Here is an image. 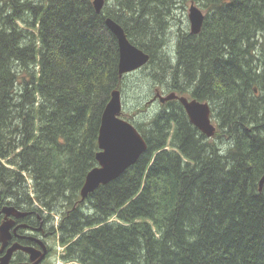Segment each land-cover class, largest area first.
<instances>
[{"label":"trees","instance_id":"trees-1","mask_svg":"<svg viewBox=\"0 0 264 264\" xmlns=\"http://www.w3.org/2000/svg\"><path fill=\"white\" fill-rule=\"evenodd\" d=\"M191 3L205 15L197 35ZM12 6L0 8V208L46 211L64 263L264 264V0H105L101 13L93 0H25L21 16ZM178 15L172 66L162 45ZM107 18L149 56L130 84ZM164 79L210 104L215 135L180 102L158 109L137 127L148 147L138 162L82 201L112 92Z\"/></svg>","mask_w":264,"mask_h":264},{"label":"water","instance_id":"water-1","mask_svg":"<svg viewBox=\"0 0 264 264\" xmlns=\"http://www.w3.org/2000/svg\"><path fill=\"white\" fill-rule=\"evenodd\" d=\"M93 5L96 12L101 13L105 5V0H93ZM188 19L190 33L193 35L199 34L203 27L205 15L200 7L194 3H191L189 6ZM105 24L117 39L119 76L132 73L147 65L149 56L129 41L125 30L119 23L112 18H107ZM175 98H178L182 103L190 123L206 137L212 138L216 133V127L211 123L210 104L208 102H200L196 99L189 100L186 97H178L173 93L167 97H162L161 102ZM121 111V93L119 90H114L102 114L98 136L99 152L96 155L98 166L93 168L86 176L81 190L82 201L100 185L107 184L122 175L127 169L136 164L140 157L147 151V143L137 128L120 118ZM263 186L264 177L260 182L261 190ZM1 213H5L7 215L6 218L9 216L22 217L27 215V213H22L21 210H18L13 205L4 206L0 210ZM15 224V220L10 219L1 225L0 243H3V247L7 246L10 238L9 231ZM17 250L24 251L30 255L32 263L24 264H40L48 255L45 247L43 252H41V250L15 244L4 256L0 257V264H10L9 262L14 252Z\"/></svg>","mask_w":264,"mask_h":264},{"label":"flooded vegetation","instance_id":"flooded-vegetation-1","mask_svg":"<svg viewBox=\"0 0 264 264\" xmlns=\"http://www.w3.org/2000/svg\"><path fill=\"white\" fill-rule=\"evenodd\" d=\"M24 1L25 0H17V7L18 9V15H23V11L25 9L24 7ZM14 0H0V8H3L4 10L8 11L10 7H13ZM14 8V7H13ZM183 11L176 10L175 13L183 15ZM181 15H178V25H172V27L169 29V37L167 44L164 46L162 45V53L166 58L168 59V62L170 64L176 65L178 62V38L183 35V30L185 28V19L181 18ZM188 28L190 31V23L189 19L187 20ZM164 46V47H163ZM146 66L138 69L136 72L141 73L144 71ZM134 72V73H136ZM134 73L126 74L124 76V81H128L130 79V76H132ZM181 88V85L177 81H174L173 79H164L161 81V83L157 84H151L149 85V92L147 90L145 96H139L132 100V103H135L137 101H140L141 105L144 107L142 114L137 115L133 112L132 108H129L128 106H125V102L127 101L126 93L120 91L121 93V101H122V111L120 114V118L132 125H134L136 128L141 126H145L150 119L154 116V114L158 111V109H163V115L169 114L170 107L175 106V102H180L178 98L165 100L164 102H161L162 97H167L169 94H176L178 97H186L189 100L196 99L192 97L188 91L184 92L183 94L177 93L175 87ZM190 90V89H187ZM197 100V99H196ZM181 103V102H180ZM182 104V103H181ZM183 106V105H182ZM184 108V107H183ZM185 110V109H184ZM130 113H129V112ZM186 112V111H185ZM187 115V113H186ZM166 117V116H164ZM188 118V115H187ZM211 123L216 127V123L214 121V117L212 115V109H211ZM189 120V118H188ZM217 128V127H216ZM138 130V129H137ZM4 207V206H3ZM2 207V208H3ZM0 208V210L2 209ZM21 210V209H18ZM22 211V210H21ZM29 214L23 218H15L14 216H9L6 218L7 215L5 213L0 214V224L3 223V221H7L10 219L15 220L16 224L12 227V229L9 231L10 238L8 240V244L6 247H3V243H0V257L4 256L7 251L12 248L15 244H19L22 247H32L37 250H41L43 252L44 247L47 250V257L50 256L51 248L48 244V239L50 236H52V227L50 224V227L44 228L42 227V218H40V215L35 210H28ZM28 220V223H25L24 221ZM19 256L24 257L23 262H29V254L25 253L24 251H17L13 254L12 263H16L17 258ZM45 259V260H46ZM44 260V261H45Z\"/></svg>","mask_w":264,"mask_h":264},{"label":"rangeland","instance_id":"rangeland-1","mask_svg":"<svg viewBox=\"0 0 264 264\" xmlns=\"http://www.w3.org/2000/svg\"><path fill=\"white\" fill-rule=\"evenodd\" d=\"M6 12H10V10H8ZM131 80H132V78L130 77V79L128 80L129 81L128 82L129 84L131 83ZM157 83H161V80H159L157 82H153V84H157ZM138 88H140V87L134 86L133 88H131V90H129L126 93L127 101L125 102V106H128L130 108L131 105H132V100L134 98L139 97V96H143V97L145 96V94H146L147 91L141 93V92H139L137 90ZM143 109H144V107L142 106V108H140L138 111H136V114L139 113V112H142ZM27 211L28 210H22L21 212L22 213H27V215H28L29 213ZM27 215H25V216H27ZM25 216H22V217H16V216H14V217L15 218H23ZM44 218H46V219H44ZM42 220H43L42 221V225H41L42 227L46 228L48 224H49L48 227H50V224L52 225V219H51V217L47 216L46 211L44 213H42ZM54 220H55L54 222H57L59 220V217L58 216H55V219ZM4 222H6V221H3V223ZM24 222L25 223H28V220H25ZM2 224H0V227H1ZM56 225H57V223H55L54 226H56ZM48 244H49V246L51 248L50 256H48V258L45 261L41 262L40 264H70V263H64L61 260V255H63V252H64V249L63 248H65V247H63L60 244H58L55 241V239L52 238V236L49 237ZM17 251H20V250H17ZM17 251H15L14 253H16ZM23 258L24 257L19 256V258H17V260H16L17 261L16 263L17 264L32 263L31 260L29 262H23L22 261ZM12 259H13V256H12L10 262H9L10 264H14V263L11 262ZM29 259H30V256H29Z\"/></svg>","mask_w":264,"mask_h":264},{"label":"bare ground","instance_id":"bare-ground-1","mask_svg":"<svg viewBox=\"0 0 264 264\" xmlns=\"http://www.w3.org/2000/svg\"><path fill=\"white\" fill-rule=\"evenodd\" d=\"M154 80V79H153ZM13 247V246H12ZM60 248V247H59ZM66 248V247H65Z\"/></svg>","mask_w":264,"mask_h":264}]
</instances>
